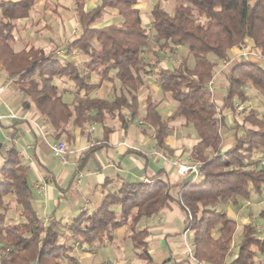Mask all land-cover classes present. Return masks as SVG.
Segmentation results:
<instances>
[{
	"label": "trees",
	"instance_id": "16d2710c",
	"mask_svg": "<svg viewBox=\"0 0 264 264\" xmlns=\"http://www.w3.org/2000/svg\"><path fill=\"white\" fill-rule=\"evenodd\" d=\"M35 1L0 0V66L15 77L19 91L49 121L53 136L70 141L73 135L69 126L97 122L103 130L100 142L106 143L113 130L107 124L108 115L115 116L126 129L122 109L127 110L130 119L137 117V93L144 87L147 92L141 120L153 128L156 146L172 152L164 139L171 129L170 122L181 117L196 133L197 142L191 153L195 161L201 162L203 178L200 182L197 178L184 181L175 198L169 193V183L158 174L150 176L149 183L122 180L117 190L104 195L97 210L81 213L69 223V239L57 230L56 221L41 223L32 206L28 167L12 145L4 151L1 167L0 264H64L62 260L78 264L71 254L74 247L82 242L112 243L113 232L121 226L126 227L131 246L139 250L138 257L152 262L146 239L148 228L140 222L173 199L186 213L185 228L191 231L195 260L208 264H256L258 255L264 254V237L258 235L251 222L242 226L234 258L227 262L237 223L221 207L225 203L238 205L264 188V166L252 159L254 151L264 153V116L249 109L241 122H227L228 112H239L236 101L249 100L245 91L248 83L264 97V68L246 57L226 66L222 73L227 85L220 105L208 85L215 76L217 62L228 60L230 48L243 45L246 39L264 57V0H174L172 13L155 2L149 11L148 26L143 25L141 10L136 7L138 0H99L90 10H85L84 0H72L80 33L65 44L64 50L86 56L82 69L75 59L57 58L56 50L46 52L34 44L14 49L13 32L18 21L29 16ZM106 9L117 10L119 19L93 26ZM179 46L187 49L192 66L186 57L171 66L158 62L157 50L175 53ZM150 70L162 93L176 101L166 118L144 82ZM93 73L99 77L97 82L91 79ZM56 77L66 78L75 87L71 101L64 99L54 82ZM103 81L112 83L115 94L111 98L91 96L90 92ZM224 128L234 129L235 141L222 150ZM99 145L88 148L79 159L80 165ZM9 193L20 206L24 221H6L9 206L5 196ZM260 216L264 217V209Z\"/></svg>",
	"mask_w": 264,
	"mask_h": 264
},
{
	"label": "crops",
	"instance_id": "0c3cea01",
	"mask_svg": "<svg viewBox=\"0 0 264 264\" xmlns=\"http://www.w3.org/2000/svg\"><path fill=\"white\" fill-rule=\"evenodd\" d=\"M9 1L17 2L19 0ZM98 2L99 0H84L85 10H90ZM48 3L49 6H47ZM174 3V0H168V3L161 6L167 12L172 13ZM141 4L138 2L136 7L141 10L140 16L143 22ZM72 5V0H36L29 16L20 19L18 23L23 29H26L28 27L26 22L39 24L40 20L44 19V24H47L51 29V38L46 44H53V50L42 44H30L42 47L46 52L56 50L57 58L65 61L75 59L82 64L83 68L86 59L84 54L79 51L67 52L64 47L63 49L57 47L63 40L62 35L67 36V43L80 33ZM118 19L117 10L106 9L103 15L93 23V26L101 27ZM27 30L30 31V29ZM21 48L14 49L20 50ZM229 51L233 54V58L235 56L233 61H229V65H232L240 56L257 62L264 68V57L261 55L258 57L260 53L253 47L249 39H246L243 45L232 46ZM91 79L93 82H97L99 77L93 73ZM143 79L149 86L153 99L158 102V110L163 118H166L174 109L172 110L170 107L162 112V107L167 108L168 105H174L173 108H175L176 102L160 92L161 89L153 74L148 73ZM219 81L222 82L224 89L220 98L214 100L218 105L221 104L227 85L222 71L221 78L215 81L214 76L210 84ZM54 82L62 92L64 99L71 101L75 91L73 84L64 77H56ZM105 82L108 83L103 81L101 86L90 92V95L104 97L98 93L105 87ZM2 84L5 86L0 93V180L4 151L13 145L18 151L22 163L28 167L27 181L32 191L34 211L43 225L56 221V228L63 236L71 239L67 230L69 223L81 213L89 214L97 210L104 195L109 191L117 190L122 180H152L149 177L158 174L160 179L169 183V193L175 198L181 184L189 179L177 172L175 162L178 159L188 163L195 161L191 150L197 142L196 133L192 139L186 138L178 127L185 125L183 119L179 121V116H177L170 122L171 129L164 139L172 152H164L156 146L152 138L153 128L141 120L143 103L141 105L139 94L144 98L147 92L145 88L137 93L139 115L130 119L128 114L122 111L127 119L126 129L121 127L120 121L116 117L117 122H114L115 120L107 121L113 130L108 134L107 142L101 143L103 130L101 124L97 122H87L80 127L69 126V131L73 135V139L70 141L63 137L55 138L49 121L40 115L34 104L19 91L15 77L7 74L0 66V85ZM157 95L161 97L156 98ZM190 127L193 128L191 125ZM177 128L178 130H176ZM61 140L65 141L66 151L59 156L52 152L51 145ZM224 140L223 138L221 143L222 150L234 144V133L231 143L228 144ZM96 143L100 144L98 148L91 152L85 162L80 165L79 159L91 145ZM5 203L9 206L6 212V221L11 222L10 212L17 215L15 222L25 220L19 214L20 206L14 201L12 193L5 196ZM235 206L237 205L233 207ZM114 207L118 209V206ZM223 210L229 217L236 220V243L235 235L233 240L235 246L239 240L242 226L249 221L243 219L239 225L234 209ZM185 220L186 213L175 199L169 201L158 213L142 219L140 225L148 228L146 239L152 258V262L149 263L138 257L139 250L131 246L125 226H121L113 232L114 241L112 243L102 245L98 242L92 244L82 242L79 249L74 247L71 254L76 257L78 264H101L103 259L107 258L112 259V264H137L133 262L134 260H143L145 264H208L198 262L192 257L189 247V244L192 243L191 231L185 230ZM234 246L232 248H236ZM84 248L86 249L83 250ZM130 255L133 256V258L131 257L133 260H130ZM226 260L229 261L228 257Z\"/></svg>",
	"mask_w": 264,
	"mask_h": 264
},
{
	"label": "rangeland",
	"instance_id": "374dc122",
	"mask_svg": "<svg viewBox=\"0 0 264 264\" xmlns=\"http://www.w3.org/2000/svg\"><path fill=\"white\" fill-rule=\"evenodd\" d=\"M139 3H142V7H143V11H142V16H143V25L144 26H148L149 21H150V15H149V9L151 8V6L154 4V2H159L160 5L166 4L168 3V0H138ZM50 4L48 3L47 6H49ZM28 27L26 29H23L20 23H17L16 29L13 32V39H12V45L14 48L18 49V48H23L25 46H27V44L29 43H34L36 45H44L47 46L48 49H52L53 50V44H46V42L51 38V29H49V27L47 26V24H44V19L40 20L39 24H35V23H27ZM25 24V25H26ZM27 29H30V31L28 32ZM75 33V32H73ZM149 35L152 36L153 32L150 31ZM63 36V40L61 42V44L57 45V47L63 49L64 45L66 44V35H62ZM61 41V39H60ZM144 53L146 54L147 51H144ZM149 54V53H148ZM261 54H258V57ZM153 60H155L154 56ZM186 57L188 59L189 65L192 66L193 65V60L192 57L187 53V49L184 46H179L177 51L175 53L169 52V51H160L157 50V60L160 64H162L163 66H171V65H175L178 63V61L183 58ZM210 57L214 58L212 55H210ZM78 58V57H77ZM235 58V56H234ZM233 54L229 51V58L226 61H218L217 62V66H216V70H215V81L219 80L221 78V71L227 66L229 65V61H233ZM240 58V56H238L236 59ZM79 67L80 69H82V64L79 62ZM151 68V67H150ZM152 69V68H151ZM150 75H152V70H150L149 72ZM96 81V79H95ZM108 83L105 82V87H103L102 89L99 90V95L100 96H104L106 98H111L113 96V94H115V90L113 91V86L111 84L110 81H107ZM144 89V87L142 88ZM208 89L209 91L212 93V97L213 99L216 101L218 98H220V95L223 93V85L222 82L219 81L218 83H209L208 85ZM245 91L247 92L248 96H249V100L245 103H239V101H236V106L237 109L239 110L238 113L232 114L230 112L227 113V122L229 124L233 123L232 120L235 119L237 122H241L243 115H245L249 109H254L258 112L259 116H264V97L262 95H260L253 87L250 83H248L245 86ZM160 92H162L160 90ZM156 98L161 97L160 95L155 96ZM139 98L141 101V105L143 103V96L139 94ZM171 99V98H170ZM172 101H174L173 99H171ZM176 102V101H174ZM171 107V108H170ZM174 105L169 106L167 108L162 107V112H164L165 110H167L168 108L170 109H174L173 108ZM122 111H124L125 114H127V110L125 108L122 109ZM182 118L179 117V121ZM115 120L116 118L115 116H111L108 115V121H112ZM178 127H180L182 134L189 139L193 138V135L195 134L193 128L190 127V125H179ZM178 130V128L176 129ZM240 132V130H239ZM222 137L225 139L224 141L226 143H231L232 142V137H233V133H234V129H223L222 130ZM225 145V144H224ZM252 159L253 160H257L259 165L258 166H264V153L263 152H259V151H254L253 155H252ZM202 176H200L197 180L198 182H200L202 180ZM234 205L232 203H225L221 208L222 209H227V208H231L234 209V211H236V216L238 218V223L239 225L241 224V221L243 219H247L249 222H251L257 229L258 235L260 237H264V217L260 216V211L262 209H264V188L262 190V192L260 194L257 193H251V197L249 200H241V203L238 204L237 206L233 207ZM239 211V212H238ZM242 212V214H240V212ZM13 213V214H12ZM10 219L11 222H14L17 219V215L14 212H10ZM241 228V227H240ZM237 234V233H236ZM236 234H235V243L237 241L236 239ZM63 236V235H62ZM190 246V253L192 252V243L189 244ZM236 246V244H235ZM234 246V247H235ZM80 246H77V248L79 249ZM86 248H84L83 250H85ZM236 248H232L230 254L227 256L230 262L233 258L235 253L233 254L234 250ZM107 251V250H105ZM133 258L132 255H130V260ZM133 260V259H132ZM62 262L64 264H68L67 262H65L64 260H62ZM133 262L137 263V264H145V262L143 260H134ZM113 261L110 258H107L106 260L103 259L101 264H112ZM149 263V262H148ZM256 264H264V254H260L258 255L257 259H256Z\"/></svg>",
	"mask_w": 264,
	"mask_h": 264
},
{
	"label": "built area",
	"instance_id": "2783aa9c",
	"mask_svg": "<svg viewBox=\"0 0 264 264\" xmlns=\"http://www.w3.org/2000/svg\"><path fill=\"white\" fill-rule=\"evenodd\" d=\"M4 84L0 85V93L4 89ZM1 117V116H0ZM51 150L54 154L61 156L66 151L65 141L61 140L51 145ZM177 172L187 178L196 179L201 175V162L194 161L193 163L184 162L181 159L176 160ZM145 182H151L150 179H145ZM189 230V227L185 228Z\"/></svg>",
	"mask_w": 264,
	"mask_h": 264
}]
</instances>
